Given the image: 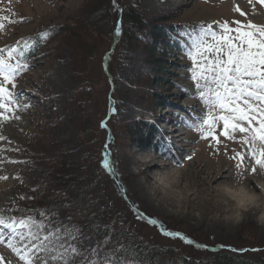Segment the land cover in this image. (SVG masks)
Here are the masks:
<instances>
[{
	"label": "rangeland",
	"instance_id": "rangeland-1",
	"mask_svg": "<svg viewBox=\"0 0 264 264\" xmlns=\"http://www.w3.org/2000/svg\"><path fill=\"white\" fill-rule=\"evenodd\" d=\"M88 1L0 0V23L4 25L0 48L16 46L23 51L27 39L41 37V33H47L42 39L52 35L45 44L25 52L29 68L17 77L14 89L21 104L15 116L20 119H0V136L4 137L0 139V176L7 177L0 180V215L14 217L5 209L28 202L52 164H66L72 173H78L88 152L97 156L101 149L102 169L108 170L102 162L115 155L120 161L130 194L127 205L123 201L120 207L128 212V205L134 207L135 215L132 212L127 218L141 239L153 234L154 241L170 243V236L161 237L152 224H147L149 218L138 211L143 209L164 228L175 224L174 229L207 238L209 246L235 243L243 234L256 238L241 246L264 245V218L257 220L264 213V171L257 167L256 173L251 172L254 161L247 157L246 147L224 137L215 145L211 138L201 139L199 132L187 126L206 109L195 98L194 82L187 70L192 67L184 47L188 37L180 35L195 34L209 25L219 33L221 29L214 22L228 21L235 27L233 21L251 20L264 25V6L257 0L252 4L248 0H115L107 22L99 18L96 3L87 8ZM124 5L139 7L149 22L145 32L136 33L138 40L130 36L124 39L123 33L117 35L114 24L110 25ZM236 6L247 15L236 12ZM86 13L88 21H101L93 28L105 30L91 31L83 44V56L75 63L72 44L82 37L76 39L61 29ZM5 16L10 20H3ZM156 26L168 30L165 42L155 32ZM88 52L93 53L89 58L85 56ZM25 104L31 107L24 108ZM88 127L92 137L86 144L81 135L89 131ZM152 129L154 134L150 135ZM219 131L218 126L217 134ZM233 150L245 152L243 168L235 167ZM195 163L210 171L222 167L231 182H247L255 203L239 207L242 197L232 192L242 185L224 179L221 191L214 180L207 176L202 179ZM70 170H58L54 175L60 182ZM32 217L46 224L51 221ZM51 222L52 227L60 223L78 228L63 213ZM78 229L77 247L83 255L72 264H86L85 257L94 259L90 250L95 248V240L89 231ZM172 240L178 248L172 247L171 252L178 253V260L180 248L185 246ZM7 242L5 235L0 243V264H24ZM26 243L17 238L16 246L23 249ZM169 260L161 256L155 264H171Z\"/></svg>",
	"mask_w": 264,
	"mask_h": 264
},
{
	"label": "snow or ice",
	"instance_id": "snow-or-ice-1",
	"mask_svg": "<svg viewBox=\"0 0 264 264\" xmlns=\"http://www.w3.org/2000/svg\"><path fill=\"white\" fill-rule=\"evenodd\" d=\"M115 2V0H114ZM250 4L253 0H248ZM264 6V0H257ZM241 16L247 14L239 6L234 8ZM10 20V17H3ZM221 29L219 33L212 26L200 27L193 33H182L187 36L185 54L192 61V67L187 69L190 79L194 82L196 97L205 106L206 112L196 118L195 123L187 126L201 134V139H209L215 145L222 143L221 137L228 141L239 143L247 148V157L254 161L251 172L256 173L257 167L264 171V25L253 23L251 20L233 21L232 27L228 21L214 22ZM0 23V29H3ZM120 28H116L119 35ZM41 37L47 33H41ZM29 40L24 41V50L18 47L0 48V119H20L15 111L21 108L18 94L14 91L16 80L29 65L24 59L25 52L31 48ZM20 42L17 41V44ZM24 108L31 105H23ZM12 113L13 116H8ZM220 127L219 134L217 128ZM0 139L4 137L0 136ZM234 151L231 159L237 161V169L244 167L245 152ZM15 163L16 161H11ZM105 168L108 162H102ZM0 176V180H6ZM23 198V197H21ZM3 210L0 209V212ZM11 211V209H9ZM39 215L45 217V213ZM70 219V218H69ZM152 224L158 221L150 220ZM0 243L8 236L7 246L12 248L24 264H72L83 255L77 247L80 230L57 223L37 221L32 216L26 218H6L0 215ZM166 235L181 237L187 243L194 241L182 236L179 232H165ZM19 241L27 240L23 249L16 246ZM197 247H206L197 245ZM103 252L98 245L90 250V256L85 257L86 264H134L122 260L116 253Z\"/></svg>",
	"mask_w": 264,
	"mask_h": 264
},
{
	"label": "trees",
	"instance_id": "trees-1",
	"mask_svg": "<svg viewBox=\"0 0 264 264\" xmlns=\"http://www.w3.org/2000/svg\"><path fill=\"white\" fill-rule=\"evenodd\" d=\"M111 2L114 3V0H89L87 8L96 3L99 6L98 10H100L98 11L99 18L108 22V16L111 19ZM143 13L144 11L139 7L124 5L115 22L110 23V25L114 24L112 28L119 27L124 39L130 36L138 40L139 37H137L136 33L145 32L144 27L149 23ZM88 14L82 15L74 20L72 24L61 29L67 31L70 36L76 39L78 35L82 37V40L77 39L72 44L75 63L83 56L81 55L85 48L83 44L87 42L86 39L90 37L91 31L94 29L99 32L105 30L100 27L93 28L96 24H101V21H96V18L88 21ZM108 28L110 31V26ZM155 30V32H158V36L163 38L161 42H165L168 30L164 26H156ZM51 36L49 35L44 39L34 36L31 37L29 42L32 46H39L45 44ZM92 54L88 52L85 53V56L89 58ZM80 121L84 120L81 119ZM146 124L149 126L148 123ZM88 130L81 135L86 144L92 137L91 128L88 127ZM144 130L145 128L142 129V131ZM152 134H154L153 129L150 135ZM141 137L143 138L144 135L141 134ZM141 142L144 143L145 141L141 140ZM99 155H102L101 149L97 152V156L89 151L83 160L82 170L78 173H72L66 167V164L60 163V166L52 164V169L48 175L32 190L30 200L25 204H16L6 208L5 212L22 218L41 216L39 214L43 212L51 221H54L60 213L66 214L68 219L70 218L69 221L75 226L92 234L95 240V247L99 245L103 252L109 253L115 249H122L116 253L118 257L125 261L134 262V264H155L161 256H168L171 264H264V245L241 246L245 242H253L256 238L255 236L243 234L235 243L231 242V244H226V246H209L207 245L208 242H206L207 238L202 239L200 236L198 238L187 231L188 234L183 229H174L175 224H168L164 228L163 225L158 223H150L149 221L153 220V215L143 209L138 211H142L143 215L149 218L147 220L149 223L147 224H152L151 226L156 228V232L161 237L165 236V238H168L164 232L175 231L194 241V243L189 244L181 237L170 236V243L165 242L163 245L156 240V242L154 241L155 237L153 234L147 239H141L139 235L135 234L127 218L132 212L135 215L134 207L128 205L130 206L128 207L129 212L120 207L123 201L125 202L124 204L130 201L128 179L121 172L120 161L117 155L113 156L112 160L108 161V170H104L99 164L102 160V156L100 157ZM62 169L64 172H69L70 170V175L59 182L54 173ZM78 180H80L79 183L77 182ZM172 239H176L185 246L183 249L180 248L182 255L178 260L176 259L178 253L171 252L172 247L178 248ZM197 245H205L206 247H197Z\"/></svg>",
	"mask_w": 264,
	"mask_h": 264
},
{
	"label": "bare ground",
	"instance_id": "bare-ground-1",
	"mask_svg": "<svg viewBox=\"0 0 264 264\" xmlns=\"http://www.w3.org/2000/svg\"><path fill=\"white\" fill-rule=\"evenodd\" d=\"M157 3V2H156ZM168 133V132H167ZM194 167L196 168V171L198 170V172H199V174H201L202 175V179H203V176L205 177V176H207V177H209L210 179H212V180H214V183H216L217 185H219V187L224 183V179H226V182H228V183H231V184H233V185H235V186H238V184H240V185H242V183H241V181L239 182H237V181H234V182H231V178H230V175H228V174H226V173H224V169H222V167H217V168H211V170L212 171H210V169L209 168H207L206 170L204 169V165H203V167H200V166H198L197 165V163H195V165H194ZM225 171H229V170H225ZM223 174V175H222ZM242 187H243V189H247L248 188V184H247V182H245V184L244 185H242ZM219 189H221V191L223 190L221 187L219 188ZM218 189V190H219ZM248 191H247V193H253L252 192V190H249V189H247ZM232 192V191H231ZM225 193V192H224ZM233 194H235V195H237V193H238V196H241L242 197V200H245L246 198H245V196L243 195V194H239V191H233L232 192ZM190 197H191V195H190ZM255 197V196H254ZM251 198V199H246V202H248V203H255L254 201V199L255 198ZM254 200V201H253ZM124 258V257H123Z\"/></svg>",
	"mask_w": 264,
	"mask_h": 264
},
{
	"label": "clouds",
	"instance_id": "clouds-1",
	"mask_svg": "<svg viewBox=\"0 0 264 264\" xmlns=\"http://www.w3.org/2000/svg\"><path fill=\"white\" fill-rule=\"evenodd\" d=\"M239 194H243L246 199H251V198L254 197V194L247 193V190L246 189H243V188H241L239 190ZM246 199L245 200H239L238 201V206L239 207H244V205L246 203ZM262 218H264V213L261 214V217H258L257 218L258 222H260L262 220Z\"/></svg>",
	"mask_w": 264,
	"mask_h": 264
}]
</instances>
